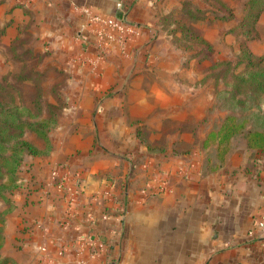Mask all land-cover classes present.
Segmentation results:
<instances>
[{
	"label": "crops",
	"instance_id": "1",
	"mask_svg": "<svg viewBox=\"0 0 264 264\" xmlns=\"http://www.w3.org/2000/svg\"><path fill=\"white\" fill-rule=\"evenodd\" d=\"M177 3L0 0V61L35 55L41 73H61L46 96L48 142L25 132L39 152L24 153L0 201V264H264V151L232 141L205 166L218 146L201 87L211 62L171 44L161 19ZM85 8L134 30L121 45Z\"/></svg>",
	"mask_w": 264,
	"mask_h": 264
},
{
	"label": "rangeland",
	"instance_id": "2",
	"mask_svg": "<svg viewBox=\"0 0 264 264\" xmlns=\"http://www.w3.org/2000/svg\"><path fill=\"white\" fill-rule=\"evenodd\" d=\"M176 1L177 5L164 14L161 21L165 32L170 35L171 44L182 52V59H206L211 62L206 67L207 79L206 83H202L205 86L201 87L213 95L209 105L213 130L218 128L226 114L246 117L251 127L264 128V90L256 89L255 81L250 79L252 68L247 65L249 59L256 61L259 57L264 58V18L261 21L264 10L254 24H243L248 0ZM7 53L6 48L0 53V60ZM0 63H3L0 66V101L19 105L25 120L36 121L51 116L47 106L50 101L46 98L49 81H55L61 73L51 69L41 73L36 69L39 59L35 55L25 61L8 64L4 60ZM22 74L31 77L25 79ZM241 76L244 80H240ZM25 132L31 140H42L33 130ZM209 139L215 140L214 137ZM244 140L243 134H236L233 139L235 147L242 146ZM207 151L205 159L211 157L213 162L210 165L215 164L212 156L216 149ZM255 159L253 157L249 163L250 167L257 165ZM0 201L8 202L6 198H0ZM3 212L0 210V222L4 220Z\"/></svg>",
	"mask_w": 264,
	"mask_h": 264
},
{
	"label": "trees",
	"instance_id": "3",
	"mask_svg": "<svg viewBox=\"0 0 264 264\" xmlns=\"http://www.w3.org/2000/svg\"><path fill=\"white\" fill-rule=\"evenodd\" d=\"M264 10V0H248L244 19L254 24ZM264 58L259 57L256 61L249 59L247 65L252 69L250 79L258 91L264 90ZM240 80H244L240 77ZM256 90V91H257ZM20 106L0 101V198H6V193L17 185V170L24 153L36 154L39 149L24 137L26 130H33L45 142H48V132L54 123V116L40 118L36 121L22 118ZM238 133L243 134L247 145L251 148L264 151V128H253L247 124L246 117L238 118L236 115L226 114L217 129L209 132V137L217 141L214 154L215 164L209 157L207 164L210 169L221 164L231 148V142ZM213 157V156H212ZM206 169V168H205Z\"/></svg>",
	"mask_w": 264,
	"mask_h": 264
},
{
	"label": "built area",
	"instance_id": "4",
	"mask_svg": "<svg viewBox=\"0 0 264 264\" xmlns=\"http://www.w3.org/2000/svg\"><path fill=\"white\" fill-rule=\"evenodd\" d=\"M86 13L89 14L90 18L94 21L100 22L103 25H108L110 27L113 28V30L115 32H118V42L122 45L124 43V41L126 40L127 34L131 33L134 29L132 26L126 24L125 18L123 16L120 17H113V16H105V15H101L98 13H91V11L88 8H85ZM108 36H111V34H109ZM52 177H53V184L56 186V188L60 189V190H64L67 188V184H66V178L67 175L63 174V175H59L58 174V169H53L51 171ZM254 225L256 228L258 229H262L264 228V205L260 210V213L258 214V216L256 217L255 221H254ZM88 242L91 243H95L94 241V236L93 235H89ZM99 241L97 243L98 246V252L102 251L105 247V244L103 242H101L100 240H96ZM70 264H89L88 262L84 261L83 259H79L73 263Z\"/></svg>",
	"mask_w": 264,
	"mask_h": 264
}]
</instances>
